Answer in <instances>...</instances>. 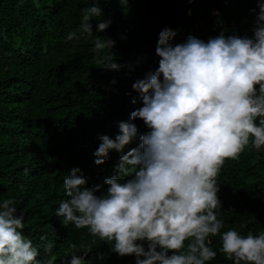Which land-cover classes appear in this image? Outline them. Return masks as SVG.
Returning <instances> with one entry per match:
<instances>
[{
	"label": "trees",
	"instance_id": "16d2710c",
	"mask_svg": "<svg viewBox=\"0 0 264 264\" xmlns=\"http://www.w3.org/2000/svg\"><path fill=\"white\" fill-rule=\"evenodd\" d=\"M87 6L88 0H0V203L16 201L17 214L24 216L21 231L42 264L52 256L59 264L73 243L92 244L86 264H135L134 255L116 254L87 228L63 224L55 214L68 199L63 181L78 168L87 187L102 186L100 195L108 187L105 178L117 174L121 155L141 143L148 129L141 119L129 121L141 106L132 84L158 67L155 47L163 29L175 31L172 44L189 35L205 42L221 33L251 37L259 7L256 0H100L103 14L90 20L89 36L80 29ZM101 20L111 23L98 32ZM69 32L80 38L67 40ZM97 37L115 41L111 52L119 70L98 63L109 52H94ZM120 121L134 123L136 137L96 165L98 137L115 139ZM218 186L217 218L224 227L209 238L217 256L206 264H233L220 252L221 234L264 231V147L257 152L250 142L238 160H226ZM49 243L51 252L45 250ZM101 253L104 258L98 259Z\"/></svg>",
	"mask_w": 264,
	"mask_h": 264
},
{
	"label": "clouds",
	"instance_id": "9594fccd",
	"mask_svg": "<svg viewBox=\"0 0 264 264\" xmlns=\"http://www.w3.org/2000/svg\"><path fill=\"white\" fill-rule=\"evenodd\" d=\"M256 2L259 11L251 37L221 33L205 42L189 35L183 43L172 44L175 31L159 33L158 67L132 84L141 106L130 113L129 121L141 119L148 131L138 147L121 155L117 174L105 178L108 187L102 194L97 195L101 185L86 186L80 169L70 170L63 181L68 199L55 212L65 226L87 228L116 254L134 255L135 264H206L216 258L209 238L224 227L217 218L221 169L226 160H238L250 142L257 152L264 147V0ZM88 3L82 8L80 29L93 36L90 20L103 13L100 0ZM110 23L101 20L96 30L105 31ZM79 38L76 32L66 37ZM114 46L115 41L100 37L93 46L97 55L108 50L98 60L107 70L121 67L111 52ZM131 102L136 103L135 98ZM118 128L115 139L98 137L96 165L105 163L111 150L123 152L137 135L134 123L120 121ZM24 228L16 201L3 200L0 264H42ZM221 241L220 252L233 264H264V231L241 235L229 229ZM92 249V244H70L60 264H86ZM45 250L51 252L52 244ZM55 260L52 256L44 264Z\"/></svg>",
	"mask_w": 264,
	"mask_h": 264
},
{
	"label": "rangeland",
	"instance_id": "374dc122",
	"mask_svg": "<svg viewBox=\"0 0 264 264\" xmlns=\"http://www.w3.org/2000/svg\"><path fill=\"white\" fill-rule=\"evenodd\" d=\"M60 264V263H59Z\"/></svg>",
	"mask_w": 264,
	"mask_h": 264
}]
</instances>
